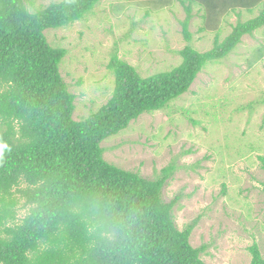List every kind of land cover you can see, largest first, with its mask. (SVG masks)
Masks as SVG:
<instances>
[{
    "label": "trees",
    "instance_id": "16d2710c",
    "mask_svg": "<svg viewBox=\"0 0 264 264\" xmlns=\"http://www.w3.org/2000/svg\"><path fill=\"white\" fill-rule=\"evenodd\" d=\"M102 1L63 0L32 14L29 8L40 0H0V264H206V248L190 243L197 222L184 230L176 226L181 195L163 198L175 162L149 180L109 163L103 143L190 91L245 36L264 38V0H177L186 12L185 40L192 41L189 27L198 7L199 32L215 35L212 50L189 44L179 66L146 78L113 53L111 98L80 121L78 97L60 72L68 51L52 47L45 32L84 20ZM144 1L156 14L173 2ZM232 15L236 24L221 41ZM262 44L251 53L249 68L264 57ZM22 201L29 214L18 220ZM249 251L251 264H264L257 243Z\"/></svg>",
    "mask_w": 264,
    "mask_h": 264
},
{
    "label": "rangeland",
    "instance_id": "374dc122",
    "mask_svg": "<svg viewBox=\"0 0 264 264\" xmlns=\"http://www.w3.org/2000/svg\"><path fill=\"white\" fill-rule=\"evenodd\" d=\"M62 1L40 0L29 10L36 14ZM198 9H193L189 44L207 52L215 35L199 32ZM156 13L144 0H103L84 20L45 32L52 47L68 51L60 72L78 97L76 120L88 118L111 98L115 76L108 64L113 53L144 78L182 62L180 51L189 45L182 32L184 7L173 0ZM236 20L232 15L222 25L221 41ZM263 41L261 33L245 36L232 54L209 65L190 91L103 143L109 163L149 180L175 162L163 198L170 202L181 195L173 212L176 226L184 230L197 222L190 243L206 248V264H251L254 243L264 256V105L258 102L264 100V57L248 66ZM189 150L193 152L187 154ZM24 202L17 207L18 220L29 214L20 208Z\"/></svg>",
    "mask_w": 264,
    "mask_h": 264
},
{
    "label": "clouds",
    "instance_id": "9594fccd",
    "mask_svg": "<svg viewBox=\"0 0 264 264\" xmlns=\"http://www.w3.org/2000/svg\"><path fill=\"white\" fill-rule=\"evenodd\" d=\"M243 41V40H242Z\"/></svg>",
    "mask_w": 264,
    "mask_h": 264
}]
</instances>
